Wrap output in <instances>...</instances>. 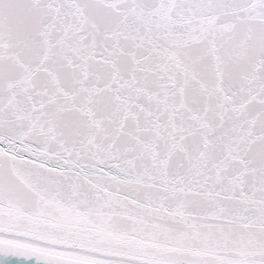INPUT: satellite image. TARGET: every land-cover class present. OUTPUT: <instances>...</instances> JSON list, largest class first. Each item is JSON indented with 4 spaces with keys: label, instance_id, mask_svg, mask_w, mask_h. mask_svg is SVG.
<instances>
[{
    "label": "snow or ice",
    "instance_id": "snow-or-ice-1",
    "mask_svg": "<svg viewBox=\"0 0 264 264\" xmlns=\"http://www.w3.org/2000/svg\"><path fill=\"white\" fill-rule=\"evenodd\" d=\"M0 264H264V0H0Z\"/></svg>",
    "mask_w": 264,
    "mask_h": 264
}]
</instances>
